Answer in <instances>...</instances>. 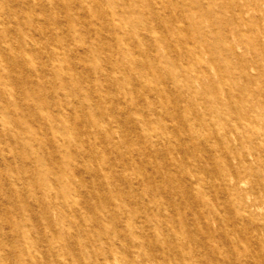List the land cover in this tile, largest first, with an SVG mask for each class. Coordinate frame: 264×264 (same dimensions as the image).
I'll return each mask as SVG.
<instances>
[{
	"label": "rangeland",
	"instance_id": "374dc122",
	"mask_svg": "<svg viewBox=\"0 0 264 264\" xmlns=\"http://www.w3.org/2000/svg\"><path fill=\"white\" fill-rule=\"evenodd\" d=\"M186 254L264 264V0H0V264Z\"/></svg>",
	"mask_w": 264,
	"mask_h": 264
},
{
	"label": "bare ground",
	"instance_id": "6f19581e",
	"mask_svg": "<svg viewBox=\"0 0 264 264\" xmlns=\"http://www.w3.org/2000/svg\"><path fill=\"white\" fill-rule=\"evenodd\" d=\"M34 80H35V78H34ZM190 111L191 110L185 109V108H181L180 106H174L173 107L174 117H176V119L179 120L180 125H182L184 130L186 131V137L183 139V141H181L182 144L187 145V147L188 146L191 147V151L193 153L204 155L205 161H209L210 158H212V155H215L217 153H219L218 156L221 157L220 154H222V150L217 149L216 147L211 145V143L209 144L206 141H205L206 142L205 143L204 140L202 138H199L200 136H198L196 134V130H197L198 127H203V128L204 127H208L209 129L213 130L214 135L217 136V137H219L223 133L219 132L220 129L219 130L214 129L213 128L214 125H212L211 122L204 121V120H202L201 117H199L197 115H190L191 114ZM162 127H164V126H162ZM211 142H213L212 137H211ZM239 162L242 163V164H245L244 157L240 156L239 157ZM246 184H248V183H246ZM189 198H190L191 203H192V205L194 207V210H195L196 209L195 196L190 194ZM205 208H208L210 210V212H213V214H216V215H219L220 213H222V211L224 213L226 212V210H225L226 208L225 207L224 208L220 207L219 205H212V204L211 205H206ZM226 214H228V212ZM241 237L242 236H240V237L237 236V234H232V235L228 234V235H225L223 237L222 241L224 243H230L231 242V243H233L235 245H240L241 246L243 244V241H242ZM190 242H192V239H191ZM194 260H195V258L193 256V254L178 255V257H177L178 264H194L193 263Z\"/></svg>",
	"mask_w": 264,
	"mask_h": 264
}]
</instances>
